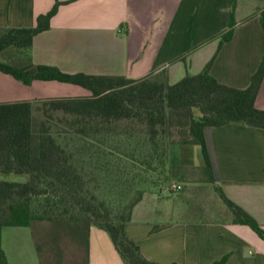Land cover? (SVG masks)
Masks as SVG:
<instances>
[{"label":"crops","instance_id":"crops-1","mask_svg":"<svg viewBox=\"0 0 264 264\" xmlns=\"http://www.w3.org/2000/svg\"><path fill=\"white\" fill-rule=\"evenodd\" d=\"M57 1L62 4L50 28L34 38L32 58L67 73L141 79L166 70L174 84L214 58L217 80L246 88L264 56V0H237L233 38L220 49L232 0H0V27H34ZM57 82L25 85L0 71V103L56 97ZM256 105L264 109V80ZM205 136L212 174L200 145L172 146L168 164L183 189L147 191L126 224L127 235L147 259L161 264H214L224 256L225 264H264V239L235 223L227 205L228 211L211 206L223 201L220 187L264 228V128L228 123L206 127ZM186 183L202 197L187 199ZM2 247L9 264H43L32 227L3 228ZM88 264H125L109 233L96 226Z\"/></svg>","mask_w":264,"mask_h":264},{"label":"trees","instance_id":"trees-1","mask_svg":"<svg viewBox=\"0 0 264 264\" xmlns=\"http://www.w3.org/2000/svg\"><path fill=\"white\" fill-rule=\"evenodd\" d=\"M61 4L57 1L50 11L39 15L34 27H0V71L25 85L58 81L90 91L89 96L0 103V173L27 175L23 182L0 179V264H9L2 247L3 228H33L37 221L54 224L58 234L83 245L85 264L93 226L109 233L125 264H161L147 259L126 232V224L146 193L144 187L135 188L138 185L131 180L118 184L113 178L112 189L122 198L107 200L95 188L101 186L97 178L103 176L98 170L101 165L93 166L92 159L84 156L98 155L101 145L118 141L130 149L122 155H145L140 162L149 170L155 155L163 164L168 162L172 146L198 144L204 166L212 174L206 127L240 123L264 128V109L256 105L264 80V56L246 88L217 80L211 73L214 58L198 74L186 75L174 84L169 83L166 70L141 79L67 73L53 65L37 64L32 58L35 36L50 28ZM236 5L237 0H232L219 49L233 38ZM260 17L264 28V9ZM174 128H179L182 140L165 142ZM217 191L234 222L250 226L264 239V228L257 219L229 199L222 188ZM37 247L42 258L38 242ZM226 261L224 256L214 264Z\"/></svg>","mask_w":264,"mask_h":264},{"label":"rangeland","instance_id":"rangeland-1","mask_svg":"<svg viewBox=\"0 0 264 264\" xmlns=\"http://www.w3.org/2000/svg\"><path fill=\"white\" fill-rule=\"evenodd\" d=\"M55 85H59V88L53 92L60 94L56 97H63V95L75 96L76 94H86L89 92L87 89L78 85L59 82ZM168 135L169 138L165 139V142L168 143L170 141L178 143L183 138L179 132V128H174ZM134 146L135 145H133L132 148ZM100 148L98 155H85L84 157L91 158L93 166L95 163L101 165L98 170H100L101 173L103 172V176L97 173V178L101 186H96L95 188L101 193L100 196L105 197L107 200L114 201L122 198V195H120L117 190L115 191L112 189L111 179L113 178H117L118 184L125 180H131L135 181L138 185L135 188L142 189L144 187L146 192L149 190H156L159 193H169L168 189L179 181L173 167H171L168 162L162 164L157 160L159 155H155L156 160L153 162L152 168L147 170L140 162L141 159L146 157L145 155L121 154L124 150L130 153V149L124 143L115 141L113 144L101 145ZM0 179L23 182L27 180V175L0 173ZM94 183H96L95 180ZM185 186V191H188L187 199L197 194L202 197V193L193 192L192 184L186 183ZM218 203L212 202L211 206L215 210L223 208L228 211L223 201ZM219 213L223 216V213ZM33 229L37 242L42 248L43 264H84L85 247L83 245H78L66 234H58L57 227L54 224L47 221H37L34 223Z\"/></svg>","mask_w":264,"mask_h":264},{"label":"built area","instance_id":"built-area-1","mask_svg":"<svg viewBox=\"0 0 264 264\" xmlns=\"http://www.w3.org/2000/svg\"><path fill=\"white\" fill-rule=\"evenodd\" d=\"M183 189V185L181 183H177L172 185V187H170V189H168L169 193H175V192H179Z\"/></svg>","mask_w":264,"mask_h":264}]
</instances>
